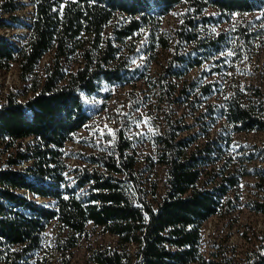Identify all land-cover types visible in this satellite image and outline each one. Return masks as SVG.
Wrapping results in <instances>:
<instances>
[{
    "label": "trees",
    "instance_id": "1",
    "mask_svg": "<svg viewBox=\"0 0 264 264\" xmlns=\"http://www.w3.org/2000/svg\"><path fill=\"white\" fill-rule=\"evenodd\" d=\"M30 3L24 36L0 33V69L16 61L23 83L0 98V264H44L50 221L67 234L63 249L88 224L115 237L88 264H264V233L236 258L200 249L202 222L232 205L241 178L262 193L248 204L264 216V144L234 138L264 130V90L234 74L264 32L236 18L264 21V0ZM18 4L0 0V29L11 26L2 11L16 18ZM135 82L104 114L113 91ZM69 141L90 150L69 154ZM144 141L152 151L138 155ZM155 167L161 186L148 176Z\"/></svg>",
    "mask_w": 264,
    "mask_h": 264
},
{
    "label": "rangeland",
    "instance_id": "2",
    "mask_svg": "<svg viewBox=\"0 0 264 264\" xmlns=\"http://www.w3.org/2000/svg\"><path fill=\"white\" fill-rule=\"evenodd\" d=\"M19 2L17 9L12 13L16 18H10L8 12L2 11V15L11 22V26L0 29V33L5 36H24L27 32L24 22L30 20L32 6L30 0H17ZM259 18L258 13H245L237 16V20H249L252 27H261L264 29V21L253 22ZM175 23L174 12L166 15L162 20V25L165 29L173 26ZM50 51L46 52L38 62V68L42 64L50 60ZM252 65L254 68L252 69ZM71 66L70 62H64L63 67ZM157 68L156 64L151 65V70ZM193 69L189 75L196 74ZM236 78L239 82L252 80L259 84L264 90V32L259 37V41L255 52L251 54L249 61H241L235 65ZM23 83L18 78V64L12 61L7 69H0V98L2 94L10 86L17 87L20 91L23 90ZM140 82H135L133 85H126L118 87L113 91L111 98L107 102V111L104 114H110L111 110L124 105L126 101V90H139ZM176 112L180 111L179 106H174ZM188 120L189 118L186 117ZM100 119V118H98ZM140 122V120H138ZM142 124V123H140ZM87 134V128L79 131V136ZM234 138L239 143L246 144H264V130H250L247 132H239L234 134ZM198 141H200L198 139ZM65 149L69 154L75 150L85 151L90 150L88 146H83L77 141L66 142ZM138 155L144 152L150 153L152 147L144 141L138 147ZM0 153V160L2 158ZM68 163L73 165L80 161L70 155ZM254 163H260L254 161ZM149 178H154L161 186L162 170L160 167L152 168L149 171ZM261 192L252 186L251 177L241 178L237 188L230 192L232 198V205L227 210L209 216L201 224V240L200 249L204 256L209 257L212 253L224 254L232 258L239 256L245 249L253 247L264 233V216L250 209L249 200L252 198H259ZM86 237H80L76 243L69 249H63L58 246L59 242L63 241L67 236L65 231H59L56 228L54 221H50L41 233V250L38 255L43 256L44 264H88L89 254L91 249L105 244H114L115 237L104 231L99 227L88 224ZM187 264H197L195 262Z\"/></svg>",
    "mask_w": 264,
    "mask_h": 264
},
{
    "label": "water",
    "instance_id": "3",
    "mask_svg": "<svg viewBox=\"0 0 264 264\" xmlns=\"http://www.w3.org/2000/svg\"><path fill=\"white\" fill-rule=\"evenodd\" d=\"M43 199L41 198V197H36V199H35V201H37V202H40V201H42Z\"/></svg>",
    "mask_w": 264,
    "mask_h": 264
}]
</instances>
